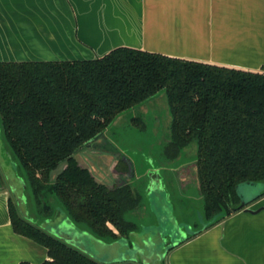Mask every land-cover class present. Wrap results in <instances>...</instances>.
<instances>
[{"label": "trees", "instance_id": "trees-1", "mask_svg": "<svg viewBox=\"0 0 264 264\" xmlns=\"http://www.w3.org/2000/svg\"><path fill=\"white\" fill-rule=\"evenodd\" d=\"M163 90L172 117L165 155L177 160L196 145L204 222L210 227L241 210L237 186L264 184V71L118 48L94 60L0 63L3 143L45 218L54 201L107 243L138 232L141 193L99 183L75 155ZM9 209L15 232L49 250L53 260L44 264H102L23 218L12 199Z\"/></svg>", "mask_w": 264, "mask_h": 264}, {"label": "crops", "instance_id": "crops-1", "mask_svg": "<svg viewBox=\"0 0 264 264\" xmlns=\"http://www.w3.org/2000/svg\"><path fill=\"white\" fill-rule=\"evenodd\" d=\"M118 48L263 72L264 0H0V63L94 60ZM78 154L82 167L113 187L115 178L103 179L87 160L97 150L86 146ZM11 199L16 203L7 184L0 189V264L51 262L46 247L15 232ZM263 207L264 199L253 212L195 231L170 252L168 264H264Z\"/></svg>", "mask_w": 264, "mask_h": 264}, {"label": "rangeland", "instance_id": "rangeland-1", "mask_svg": "<svg viewBox=\"0 0 264 264\" xmlns=\"http://www.w3.org/2000/svg\"><path fill=\"white\" fill-rule=\"evenodd\" d=\"M171 122L172 117L166 93L163 90L144 104L120 114L103 133L87 144V147L94 148L98 153L97 155L87 154V160L93 166V170L96 169V173L101 174L103 179L107 180H110V175L113 177V173L120 175L121 182L132 185L135 191L143 196V201L133 214L135 221L139 224L138 232L123 238L119 243H113V250H108L107 247L105 250L94 248L87 240L81 243L77 241L79 245L95 252L97 260L110 261L113 258V264H168L170 248L183 233L182 231L184 230L187 235H192L195 232L193 226L204 224L198 183L192 184L189 188L186 186L185 192L180 191L177 194H173L174 186L171 187L172 194H170L169 187L165 185L169 194L155 191L150 192L148 196L154 174L158 179L172 180L174 183L176 178L180 179V177L190 175L194 178L195 176L194 170L192 174L189 171L195 167L193 164L196 163L193 148L184 151L179 160L171 162L166 158V138L170 135ZM77 157H79L78 153L75 155L76 159ZM113 157L117 160L121 159L120 166L114 169L113 164L110 166ZM61 167L52 174L53 179L61 172ZM123 167L128 169L126 175L120 173H123ZM0 170L4 177V183L0 189L7 188V184L17 185L19 192L25 198L23 206L32 217L37 218L38 221L45 220L46 223L51 221L50 224L53 226V220L55 224L57 220L61 221L68 216L61 207L58 206L56 209L57 205L54 201H52L54 213L51 219L46 220V214L39 212L30 187L21 177L23 172L19 169L18 163L10 159L2 134H0ZM159 171H165V175L159 177ZM178 185H181L180 182ZM17 207L19 211L23 210ZM59 213L62 216H59ZM32 222L39 226L37 222ZM46 223L44 225L39 223L41 225L39 227L43 230L49 228L51 225H46ZM76 226L77 229H82L81 226L77 224ZM160 232L165 238L160 235ZM135 244L142 246L143 250L139 251Z\"/></svg>", "mask_w": 264, "mask_h": 264}, {"label": "water", "instance_id": "water-1", "mask_svg": "<svg viewBox=\"0 0 264 264\" xmlns=\"http://www.w3.org/2000/svg\"><path fill=\"white\" fill-rule=\"evenodd\" d=\"M195 147H196L195 144H193L190 147V148H193V153H194ZM236 190L241 199V205H240L241 210L240 211L245 210V211L253 212L251 210V206L264 199V184L262 183L245 182L237 186ZM10 191L14 194L17 206L23 209V210H20V214L22 215L23 218L29 221L28 213L26 212L25 207L23 206L24 205L23 202L25 201V198H23L22 194L19 192L18 186L17 185L10 186ZM148 191H149L148 196L150 192H155V191H159L161 194H169L167 192V189L162 179H158V178H155V179L152 178V184ZM262 210H264V207ZM47 225H51L50 222L47 223ZM51 226H49V228H44V229H47L46 232H48L49 234L55 236L56 238L62 241L64 240L66 244L68 243L69 245H71V247L78 249L81 252L93 258L94 260H97V255L95 254V252H92L90 249L84 246H81V244L79 245L77 241L81 243L83 242V240H87V242H91L94 248H98V249H103L98 244V242L103 243V241L96 238L93 234L87 231H82L80 229H77V226L73 222L70 221L69 216L64 217V219L61 221L57 220L55 224H53L52 227ZM206 228H207V225H204L203 229H206ZM182 232L183 233L180 235V237L173 243L172 248H170V252L173 249H175L177 246H179L180 244H183L184 242L188 241L190 236H193L199 233V232H194V234L192 235H187L184 230ZM160 235H163V233L160 232ZM122 239L118 240L117 242L118 243L119 241L121 242ZM106 247L108 248V250L109 249L113 250V244H110V245L107 244ZM106 247L103 250H105ZM135 247L138 248L139 251L143 250V247L140 246L139 244H135ZM168 258H169V255H168ZM97 261L102 264H113V258H111L110 261H105L104 259H101V260L99 259Z\"/></svg>", "mask_w": 264, "mask_h": 264}, {"label": "flooded vegetation", "instance_id": "flooded-vegetation-1", "mask_svg": "<svg viewBox=\"0 0 264 264\" xmlns=\"http://www.w3.org/2000/svg\"><path fill=\"white\" fill-rule=\"evenodd\" d=\"M166 141H167V138H166ZM182 157V156H181ZM181 157H179L177 160H179ZM169 160V159H168ZM78 161V160H77ZM169 161H174V160H169ZM120 163H121V159H119V160H117V158H115V157H113V169H114V167L115 168H117V166H120ZM195 167L193 168V169H190L189 171H190V174H192V171L194 170V172H195V176H194V178L192 177V175H190V176H186V177H184V178H181L180 177V179L179 178H176V179H174V180H176L175 181V183L172 181V180H168V181H166L167 182V187H169V192H170V194H172V190H171V187L172 186H174V191H173V194H177V193H180V191L182 192H185V190H184V188L187 186L188 188L192 185V184H195V183H198V188H199V191H200V183H199V177H198V170H197V165H196V163L195 164H193ZM88 169V168H87ZM166 171V170H165ZM165 171H161L158 175H159V177H163L164 175H165ZM91 172V171H90ZM167 172V171H166ZM92 173V172H91ZM121 174H124V175H126L127 174V172H124L123 171V173L122 172H120ZM93 175V174H92ZM157 175V176H158ZM116 176L117 175H114V173H113V178H115V180H114V182H113V187L114 186H122V185H125V184H127L126 182H121V179L120 178H122V177H119V178H117L116 179ZM153 176H155V175H153ZM166 176H167V174H166ZM95 177V176H94ZM169 177V176H168ZM166 178V177H165ZM124 180H127L126 178H123ZM97 180V179H96ZM179 180V181H178ZM98 181V180H97ZM99 182V181H98ZM180 182V186L178 185V183ZM99 183H101V182H99ZM188 183V184H187ZM103 184V183H102ZM176 196V195H175ZM172 197V196H171ZM176 198H177V196H176ZM199 200L201 201V204H202V200H201V198H200V196H199ZM234 213H236V212H234ZM234 213H232V214H234ZM231 214V215H232ZM229 217V216H228ZM227 218V217H226ZM207 223H205L204 222V224L203 225H195V226H193V228L195 229V231H199V230H202L203 228H204V225H206ZM208 227V226H207Z\"/></svg>", "mask_w": 264, "mask_h": 264}]
</instances>
